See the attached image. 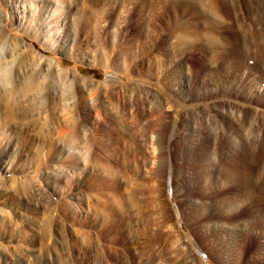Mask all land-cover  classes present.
<instances>
[{
  "label": "rangeland",
  "instance_id": "374dc122",
  "mask_svg": "<svg viewBox=\"0 0 264 264\" xmlns=\"http://www.w3.org/2000/svg\"><path fill=\"white\" fill-rule=\"evenodd\" d=\"M0 264H264V0H0Z\"/></svg>",
  "mask_w": 264,
  "mask_h": 264
},
{
  "label": "bare ground",
  "instance_id": "6f19581e",
  "mask_svg": "<svg viewBox=\"0 0 264 264\" xmlns=\"http://www.w3.org/2000/svg\"><path fill=\"white\" fill-rule=\"evenodd\" d=\"M34 52H36L35 50H34ZM37 53V52H36ZM39 56V55H38ZM40 58H41V56H40ZM36 72V71H35ZM39 73V72H38ZM35 78H36V75L34 74L33 76H32V80H35ZM14 94V89L13 88H9V99H11V96ZM9 109H10V100H9Z\"/></svg>",
  "mask_w": 264,
  "mask_h": 264
},
{
  "label": "trees",
  "instance_id": "16d2710c",
  "mask_svg": "<svg viewBox=\"0 0 264 264\" xmlns=\"http://www.w3.org/2000/svg\"><path fill=\"white\" fill-rule=\"evenodd\" d=\"M87 72H90V73H95L97 72L98 70L97 69H93V68H89V69H86Z\"/></svg>",
  "mask_w": 264,
  "mask_h": 264
}]
</instances>
